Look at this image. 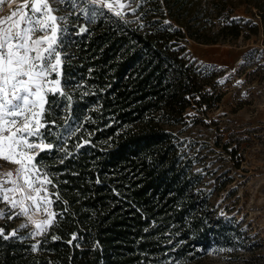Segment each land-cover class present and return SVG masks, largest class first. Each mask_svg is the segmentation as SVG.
<instances>
[{
  "label": "trees",
  "instance_id": "1",
  "mask_svg": "<svg viewBox=\"0 0 264 264\" xmlns=\"http://www.w3.org/2000/svg\"><path fill=\"white\" fill-rule=\"evenodd\" d=\"M132 1L116 15L81 0L61 28L63 90L41 129L52 148L36 157L55 219L37 239L6 227L0 264H200L227 234L183 128L215 105L223 71L185 43L264 42V0ZM241 4L250 18L236 20Z\"/></svg>",
  "mask_w": 264,
  "mask_h": 264
},
{
  "label": "rangeland",
  "instance_id": "2",
  "mask_svg": "<svg viewBox=\"0 0 264 264\" xmlns=\"http://www.w3.org/2000/svg\"><path fill=\"white\" fill-rule=\"evenodd\" d=\"M114 13L124 14L132 10V0H91ZM25 0H4L0 3V19L7 17ZM31 6V0H28ZM58 18V51L61 65L58 74L53 73L51 81L61 77L63 52L60 47L61 28L68 27V15L76 9L85 8L81 0H49ZM111 4L112 8L108 5ZM123 5V7H121ZM246 4H241L233 12V17H249ZM37 36L41 33H36ZM186 55L203 70L217 68L222 73L213 79L217 93L215 105L202 111L190 109L188 126L184 136L193 145L197 163L194 169L203 173V184L211 192V202L218 213L224 217L226 233L221 245L211 250L212 257L200 264H264V42L263 34L251 35L249 39L240 37L235 42L202 44L192 40L185 43ZM223 81V83H221ZM240 81L241 83H237ZM53 89L56 85H50ZM219 90L224 92L222 98ZM47 94L45 93V109ZM212 94V92H210ZM220 98V99H218ZM219 100V101H218ZM44 112V110H43ZM43 115L40 117L41 123ZM36 142H41L36 140ZM42 142L45 144L44 140ZM35 155V163L37 154ZM37 165V163H36ZM38 167V165H37ZM17 166L0 160V179H6L7 172L15 178ZM41 175V179H43ZM48 178V177H47ZM5 187L10 185L5 184ZM47 192L42 196L52 199V192L45 185ZM35 195V193H32ZM19 199V195L16 196ZM31 202L26 201L25 206ZM42 206L38 219L21 215L20 207L0 199V229H10L22 238L30 236L37 239L49 226L36 235V223L48 221L50 217ZM48 211L54 212L52 206ZM55 217L52 218V223ZM51 223V224H52ZM12 236V235H11ZM223 249V251H218ZM230 249V251H229Z\"/></svg>",
  "mask_w": 264,
  "mask_h": 264
},
{
  "label": "snow or ice",
  "instance_id": "3",
  "mask_svg": "<svg viewBox=\"0 0 264 264\" xmlns=\"http://www.w3.org/2000/svg\"><path fill=\"white\" fill-rule=\"evenodd\" d=\"M11 2L14 0H9ZM108 7L112 8V5ZM53 13L49 0H31V6L25 0L9 16L0 19V160L17 166L15 178L12 172H7L4 174L6 179H0V199L7 201L12 208L19 206V214L25 216L30 210L38 211L45 206L50 219L36 223V235L50 226L56 215L47 208L52 200L41 195V192H47L45 185L51 180L47 173L40 172L33 155L52 148V145L42 142L41 129L47 125L41 123L40 117L43 115L45 93L58 91L60 83L58 79L50 80L53 73L58 74L61 65L57 50L60 26ZM53 83L55 89L50 86ZM5 184L10 187H5ZM26 201L31 203L25 206ZM0 237L9 238L3 235L2 229Z\"/></svg>",
  "mask_w": 264,
  "mask_h": 264
},
{
  "label": "bare ground",
  "instance_id": "4",
  "mask_svg": "<svg viewBox=\"0 0 264 264\" xmlns=\"http://www.w3.org/2000/svg\"><path fill=\"white\" fill-rule=\"evenodd\" d=\"M39 211L30 213V217L34 220L38 219Z\"/></svg>",
  "mask_w": 264,
  "mask_h": 264
}]
</instances>
